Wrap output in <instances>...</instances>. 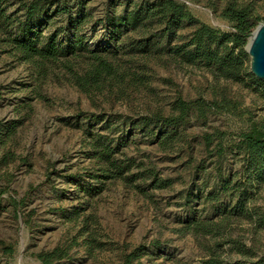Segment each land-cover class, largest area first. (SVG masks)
Wrapping results in <instances>:
<instances>
[{"label": "rangeland", "instance_id": "obj_1", "mask_svg": "<svg viewBox=\"0 0 264 264\" xmlns=\"http://www.w3.org/2000/svg\"><path fill=\"white\" fill-rule=\"evenodd\" d=\"M20 1L2 0L8 13L16 11ZM179 1L201 21L225 31L234 29L221 15L233 0ZM237 1L253 4L264 17V0ZM125 6V0L114 7L110 0H87L85 11L92 14L93 21L83 27L86 43L107 49L115 63H147L148 85L130 89L124 96L84 93L59 68L39 78L32 65L19 62L8 51L0 30V264H44L38 253L58 246L69 249V256L55 264H123L125 252L142 243L147 245L146 251L134 264H202L208 256L205 246L211 244L210 236L177 229L193 219L218 217L217 202L210 195L219 193L221 200L230 202L233 196L221 190L223 180L240 179L244 171L232 136L225 138L229 150L221 158L219 139L213 141L210 153L203 135L218 130L240 133L253 120L264 121V92L248 84L216 79L203 67L179 65L167 55H136L132 62L125 42L133 33L113 36L101 22H94L109 8L118 14ZM66 24L63 19L57 22L58 26ZM57 25L40 27L48 32ZM193 29L183 27L175 37L164 39L162 46L178 43L180 36H188ZM222 89L232 104L205 118L194 111L180 127L184 140L171 146L131 123L111 130L108 122L78 117L81 113L137 117L157 110L170 114L177 95L187 100L201 96L220 100ZM86 130L125 139L121 150L137 163L156 168L163 178H172V186L153 189L147 186L148 179L144 186L151 196L147 197L121 179L101 184L100 179L92 178L99 165L90 157ZM132 170L137 172L138 167ZM91 185L103 187L92 194L86 191ZM13 199L18 207L12 204ZM250 205L264 212V183ZM229 234L258 253L264 252V228L256 222L234 220ZM93 238L97 241L92 243ZM224 249L226 260L243 259L231 244Z\"/></svg>", "mask_w": 264, "mask_h": 264}, {"label": "trees", "instance_id": "obj_2", "mask_svg": "<svg viewBox=\"0 0 264 264\" xmlns=\"http://www.w3.org/2000/svg\"><path fill=\"white\" fill-rule=\"evenodd\" d=\"M86 1L21 0L19 8L8 13L0 0V30L4 35L1 41L19 62L32 65L39 78H46L59 68L65 70L69 80L87 94L107 92L108 95L124 96L130 89L148 85L150 75L146 62L120 65L109 58L107 49L99 46L93 48L86 43L83 27L93 21L92 14L85 11ZM119 1L110 0L111 7L117 6ZM125 1L126 6L121 13H111L109 8L103 18L94 22H101L113 36L129 31L133 33L125 42L132 62L136 55L144 58L167 55L179 65L203 67L216 79L248 84L264 92V80L250 71V57L246 50L251 33L264 21L253 4L239 3L237 0L227 2L221 15L233 23L234 29L225 31L201 21L186 3L179 0ZM61 19L66 20L67 24L58 26L57 22ZM40 24L57 26L45 32ZM185 26L194 27L188 36H180V41L174 45L162 46L164 39L175 37ZM232 102L222 89L220 100H209L202 96L187 100L177 95L170 114L157 110L137 117L123 113H81L78 117L97 123L108 122L111 130L131 123L142 131L154 134L163 145L171 146L176 141L184 140L180 127L187 123L194 111L205 118L210 112L222 110ZM86 134L90 157L99 165L98 174L92 175V178L100 179L101 184L107 180L121 179L147 197L151 196L144 186L148 179L151 181L147 186L153 189L172 186V178H163L156 168L146 167L143 162L137 163L128 157L121 150L125 139L119 141L110 134L92 130H86ZM228 136H232L236 142V154L241 158L244 171L240 179L232 177L223 180L221 190L230 193L233 199L225 202L220 199L219 193L211 194V198L217 202L215 208L218 217L190 220L177 231L211 237V244L205 246L208 256L202 264H264V252L258 253L256 248L229 234L234 220L242 218L250 219L264 228V212L250 205L256 190L260 191L264 183V121L253 120L249 128L240 133L221 130L205 133L203 140L212 153L210 147L218 138V154L223 158L229 150L224 145ZM11 156L15 158L13 153ZM135 166L138 167L137 172L132 170ZM140 179L142 182H139ZM102 187L91 185L86 191L95 194ZM186 196L190 198L191 193L188 192ZM12 204L19 206L15 199ZM91 240L93 243L97 238ZM227 244H231L243 259L226 260L223 255ZM146 248L147 245L142 243L125 252L123 264H134ZM68 256L69 249L61 246L38 253L44 264H55Z\"/></svg>", "mask_w": 264, "mask_h": 264}, {"label": "water", "instance_id": "obj_3", "mask_svg": "<svg viewBox=\"0 0 264 264\" xmlns=\"http://www.w3.org/2000/svg\"><path fill=\"white\" fill-rule=\"evenodd\" d=\"M246 50L250 57V71L264 80V22L251 33Z\"/></svg>", "mask_w": 264, "mask_h": 264}]
</instances>
